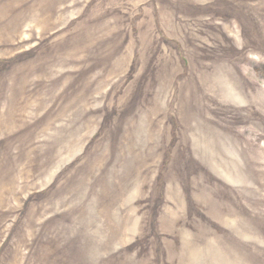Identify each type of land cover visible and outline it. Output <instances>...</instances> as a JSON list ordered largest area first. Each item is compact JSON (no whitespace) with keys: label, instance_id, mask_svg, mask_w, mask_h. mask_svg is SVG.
Segmentation results:
<instances>
[{"label":"rangeland","instance_id":"obj_1","mask_svg":"<svg viewBox=\"0 0 264 264\" xmlns=\"http://www.w3.org/2000/svg\"><path fill=\"white\" fill-rule=\"evenodd\" d=\"M0 264H264V0H0Z\"/></svg>","mask_w":264,"mask_h":264}]
</instances>
